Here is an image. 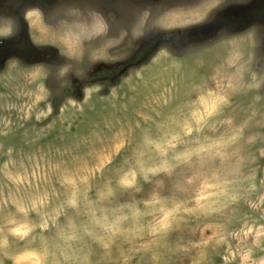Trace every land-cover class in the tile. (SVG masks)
<instances>
[{"label":"rangeland","instance_id":"374dc122","mask_svg":"<svg viewBox=\"0 0 264 264\" xmlns=\"http://www.w3.org/2000/svg\"><path fill=\"white\" fill-rule=\"evenodd\" d=\"M249 1L0 0V264H264Z\"/></svg>","mask_w":264,"mask_h":264},{"label":"flooded vegetation","instance_id":"af4514ba","mask_svg":"<svg viewBox=\"0 0 264 264\" xmlns=\"http://www.w3.org/2000/svg\"><path fill=\"white\" fill-rule=\"evenodd\" d=\"M248 4L247 3L238 4V6H236V10L234 9L231 10L229 15L225 17H221V19L216 21L217 23L213 25H209L203 30L190 29L181 32L180 34H182L183 37L191 39L195 33L201 32L202 34H204L207 32H213L218 28H223V27L229 28L230 26H234L235 28L239 29V31L241 29L246 31L249 30V28L251 27L260 26L261 28L260 31H264V0H250ZM261 48L264 50V43ZM146 58L147 56L145 57V59ZM134 64H135V60L122 66L120 69L113 71V73L111 74L117 75L118 72L127 69Z\"/></svg>","mask_w":264,"mask_h":264}]
</instances>
